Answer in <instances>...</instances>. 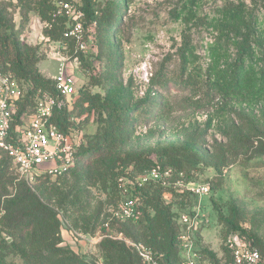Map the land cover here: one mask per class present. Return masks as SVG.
Here are the masks:
<instances>
[{
    "label": "rangeland",
    "instance_id": "374dc122",
    "mask_svg": "<svg viewBox=\"0 0 264 264\" xmlns=\"http://www.w3.org/2000/svg\"><path fill=\"white\" fill-rule=\"evenodd\" d=\"M191 3L91 0L94 19L107 12L99 23L87 17L82 0H74L66 10L76 37L73 47L46 39L44 24L33 13L21 40L39 48L43 60L38 69L46 79L55 82L64 71L74 76L77 90L89 86L91 74L110 67L104 87L89 88L118 109H131L130 120L139 125L128 150L148 152L158 161L164 149L180 148L177 159L183 164L184 182L207 184L210 192L203 197L189 195L184 202L173 194L165 197L177 217L200 213L196 253L200 264H211L201 253L203 247L222 259L227 241L221 237L212 198L225 214L230 204L241 208L246 227L264 244V155L244 146L246 139H264V0ZM194 13L204 19L198 21ZM20 21L17 13L16 28ZM115 61L122 63L119 72L114 70ZM50 100L41 96L27 110L34 114L41 106L48 107ZM80 108L67 103L69 127L92 135L99 126L98 114L92 109L79 115ZM187 146L191 149L184 154ZM11 167L15 171L12 163ZM92 191L106 199L100 189ZM104 233L100 228L95 236L79 234L67 223L63 228L65 245L100 264L97 243ZM0 264L25 262L0 247Z\"/></svg>",
    "mask_w": 264,
    "mask_h": 264
},
{
    "label": "trees",
    "instance_id": "16d2710c",
    "mask_svg": "<svg viewBox=\"0 0 264 264\" xmlns=\"http://www.w3.org/2000/svg\"><path fill=\"white\" fill-rule=\"evenodd\" d=\"M82 1L89 19L99 23L106 20L107 12L103 11L99 19H94L91 0ZM192 1L194 5L199 0ZM73 3L74 0L0 1V70L13 76L24 95L17 103L13 129L24 124L21 117L28 119L33 115L27 107L46 95L54 101L51 124L66 134H83L74 167L57 177L38 174L34 186L20 177L14 165L15 171L11 169L12 160L0 151L3 156L0 159V247L19 255L25 264H88L83 255L65 245L63 228L67 223L75 232L89 236L98 235L103 228L106 233L99 235L97 243L103 264H144L134 248L125 240L115 238L120 234L162 255L163 264H181V215L177 217L165 197L173 194L184 202L189 195L194 196L187 191L181 193L174 187L180 173L185 175L183 164L177 159L180 148L172 145L164 149V153L158 154V161L148 152L128 150L139 125L130 120L131 109H118L105 95L92 94L89 88L104 87L106 79L111 77L107 71L110 67L91 74L89 86L77 90L72 97H65L58 92L55 82L46 79L39 71L38 64L43 60L39 48L21 40V31L33 13L44 24L46 39L73 47L76 37L69 34L71 21L64 8ZM17 13L21 18L18 28L15 24ZM192 16L198 17L195 13ZM203 19L198 17V21ZM186 21L188 23L190 19L186 18ZM113 64L114 70L119 72L122 63L115 61ZM67 103L81 106L79 115L92 109L97 112L99 126L94 134L86 135L80 128L69 127ZM81 104H87V107ZM244 146L254 154L264 155L263 138L246 139ZM190 149L191 146H187L184 154ZM153 170H159L163 175L166 171L172 174L161 182L132 185L127 193H123L124 185L120 179L134 181ZM11 188L15 190L12 194ZM93 188L105 193L106 199L97 197ZM127 199L137 201L139 214L128 220L116 218L114 213ZM211 202L222 226V238L227 240L231 234H237L264 254V244L246 227L247 216L241 208L230 204L228 214H225L214 198ZM107 223L109 227L105 226ZM2 235L11 238L12 242L8 244V239H3ZM194 239L196 244L200 242L198 229ZM201 253H205L211 264H233L232 253L226 245L222 259L207 247H203Z\"/></svg>",
    "mask_w": 264,
    "mask_h": 264
},
{
    "label": "built area",
    "instance_id": "2783aa9c",
    "mask_svg": "<svg viewBox=\"0 0 264 264\" xmlns=\"http://www.w3.org/2000/svg\"><path fill=\"white\" fill-rule=\"evenodd\" d=\"M70 5H65L67 10ZM72 35L73 33H69ZM77 81L72 74L62 71L55 79L58 92L65 97H72L77 93ZM23 92L10 73L0 70V151L5 153L18 170L21 178L31 184L38 174H48L53 177L61 176L75 165L76 152L83 141V134L71 132L66 134L51 124L52 107L54 101H49L48 107L41 106L37 112L28 117H21L24 124L13 129L17 103L22 100ZM26 123V124H25ZM171 171L164 175L159 170L138 178L136 182L120 179L124 185L123 193H127L132 185H142L148 181L161 182L170 177ZM184 174L174 184L181 193L185 191L194 196L203 197L210 192L207 184L185 183ZM137 201L127 199L121 202L114 213L122 220L133 219L138 215ZM200 213L182 214L179 223L182 226L179 241L182 254L181 264H199L196 253L195 232L200 224ZM109 227V224H105ZM115 238L123 239L134 248L144 264H163L162 255L153 253L142 243H135L123 238L120 234ZM226 246L233 256V264H264V254L255 246L250 245L237 234H231Z\"/></svg>",
    "mask_w": 264,
    "mask_h": 264
},
{
    "label": "water",
    "instance_id": "95a60500",
    "mask_svg": "<svg viewBox=\"0 0 264 264\" xmlns=\"http://www.w3.org/2000/svg\"><path fill=\"white\" fill-rule=\"evenodd\" d=\"M7 239H8V241L9 242H12V239L11 238H8L7 237ZM85 260H86V262L88 263V264H100L97 260H95V259H88V258H85Z\"/></svg>",
    "mask_w": 264,
    "mask_h": 264
},
{
    "label": "crops",
    "instance_id": "0c3cea01",
    "mask_svg": "<svg viewBox=\"0 0 264 264\" xmlns=\"http://www.w3.org/2000/svg\"><path fill=\"white\" fill-rule=\"evenodd\" d=\"M200 264V263H199Z\"/></svg>",
    "mask_w": 264,
    "mask_h": 264
}]
</instances>
